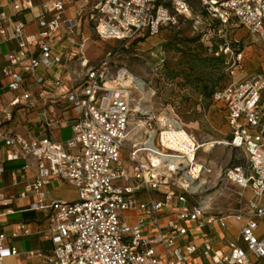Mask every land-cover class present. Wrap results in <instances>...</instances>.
<instances>
[{"label": "built area", "instance_id": "obj_1", "mask_svg": "<svg viewBox=\"0 0 264 264\" xmlns=\"http://www.w3.org/2000/svg\"><path fill=\"white\" fill-rule=\"evenodd\" d=\"M34 1L0 0V44L16 43L0 64L15 94L0 107V182L8 172L20 184L14 194L0 190V208L11 212L21 198L48 212L43 237L51 246L29 251L31 264H264V73L248 72L245 50L228 37L242 28L264 39V0H48L39 7ZM35 9L30 32L25 17ZM181 19L193 23V37L221 58L228 76L212 95L228 127L218 142L244 162L220 169L217 182L225 178L250 192L230 215L211 213L212 199L203 195L214 171L199 160L204 143L179 117L149 110L135 119L140 90L122 48L172 30ZM93 35L119 47L92 65L84 53ZM72 60L80 61V80L69 87L58 75L50 85L60 95L46 104L55 113L64 99L76 112L71 136L55 139L51 121L30 138L17 131L15 112L36 106L46 91L49 79L39 72ZM55 180L73 186L77 197L51 196ZM230 220L237 224L233 238L219 239ZM22 233H29L25 222L11 237ZM8 238L0 233V264L20 254Z\"/></svg>", "mask_w": 264, "mask_h": 264}, {"label": "rangeland", "instance_id": "obj_2", "mask_svg": "<svg viewBox=\"0 0 264 264\" xmlns=\"http://www.w3.org/2000/svg\"><path fill=\"white\" fill-rule=\"evenodd\" d=\"M204 26V23L200 24V30H204ZM193 32V23L181 19L172 30L130 44L128 48L123 47V63L131 73L143 79L147 90H151L147 103L150 110L176 114L180 122L189 125L185 127L200 142L205 143L211 138L223 141L226 140L228 127L224 113L214 106L212 95L218 86L228 80V76L222 72L221 65L218 66L209 47L198 43ZM228 37L245 50L247 71L264 73V39L251 36L242 28L229 32ZM157 41L161 43L158 45ZM117 47L118 42H104L93 35L88 47L92 64L98 63L108 50ZM2 48L5 50V46ZM134 97L135 102L144 100L141 91H137ZM138 112L135 114L136 120L148 111ZM67 133L65 131L63 136L66 137ZM202 150L199 160L207 163L214 171L213 175L207 177L209 188L203 197H211L212 214L230 215L246 202L250 192L241 190L225 178L217 182L218 174L220 169L241 164L244 160L237 150L224 144L217 145L209 153H203ZM121 158H128L127 150H122ZM61 194L68 200L76 195L71 190H62ZM229 229L227 237L233 238L236 228L229 224ZM218 237L224 239V234Z\"/></svg>", "mask_w": 264, "mask_h": 264}, {"label": "crops", "instance_id": "obj_3", "mask_svg": "<svg viewBox=\"0 0 264 264\" xmlns=\"http://www.w3.org/2000/svg\"><path fill=\"white\" fill-rule=\"evenodd\" d=\"M48 0H35V4L39 7L42 3L47 2ZM39 9V8H38ZM38 9H35L33 13L28 14L25 19L27 21L28 30L30 32L35 31L34 24V14L38 13ZM91 40V39H90ZM89 40V41H90ZM2 46H5L3 50ZM89 42L86 46L84 58L92 64V58L88 54ZM16 48L15 42L2 43L0 44V64L5 63V54L9 49ZM64 63V62H63ZM93 65V64H92ZM40 74L47 76L49 81L46 83L43 96L38 98L36 106L32 107L30 105L25 106L24 109H19L15 113L16 122L14 124L15 129L26 137H33L40 135L45 131V125L47 121H51L49 131H52V135L57 140H66L71 134L70 121L75 116L76 112L73 109H70V106L63 99L56 104V112L52 113L47 109L46 104L53 103V98L56 95H60V89H53L50 84L52 81L61 74L64 83L71 87L75 84L76 80H80V75L83 73L80 66L79 60H72L67 63L61 64L59 67L54 68L53 70L42 69ZM36 84V83H33ZM35 89H38V85L34 86ZM37 91V90H36ZM37 91V93H39ZM14 92H11L6 87V80L0 76V107L7 106L10 100L14 96ZM54 121V122H53ZM67 131V136L64 137V132ZM3 155V150H0V157ZM13 167V164H7V167ZM20 189V184L15 185L10 174L6 172L3 176L2 181L0 182V190L3 191L6 195L14 194ZM48 190L50 195L54 198H63L61 194L62 190H71L75 192V197L70 200H74L77 197L76 189L69 185L66 182L55 180L49 186ZM69 200V201H70ZM31 200L25 199H15L14 202L8 207L11 212H6L5 208H0V233H4L9 236L6 241V245H14L18 248L20 254L19 256L9 257L5 260L6 264H31V260L27 257V253L32 250L50 248V242L43 237V231L47 226L48 212L46 211H37L35 209H30L26 207ZM21 222L28 224L29 233L19 234L17 237L12 238L14 230L17 228V225ZM230 224L236 228L237 224L230 220ZM223 234L228 236V232L223 230Z\"/></svg>", "mask_w": 264, "mask_h": 264}, {"label": "bare ground", "instance_id": "obj_4", "mask_svg": "<svg viewBox=\"0 0 264 264\" xmlns=\"http://www.w3.org/2000/svg\"><path fill=\"white\" fill-rule=\"evenodd\" d=\"M161 42L160 41H157V44L159 45ZM160 54H163L162 52ZM133 77V80L136 81V84L137 87L139 88V90L141 91V93L144 95V100H141L139 102H135L136 103V106H137V110H140V111H149L150 110V107L147 105L148 101L150 100V97H151V90H147L146 88V84L145 82L143 81V79L139 76H131ZM181 125L182 126H189L187 124H184L183 122H181ZM204 143V142H203ZM219 144H223L222 142H218L217 139L215 138H211L209 141H206L204 144H203V150L202 152L203 153H209L212 151V149L216 148L217 145ZM207 202L210 200V197L207 196L206 198Z\"/></svg>", "mask_w": 264, "mask_h": 264}, {"label": "trees", "instance_id": "obj_5", "mask_svg": "<svg viewBox=\"0 0 264 264\" xmlns=\"http://www.w3.org/2000/svg\"><path fill=\"white\" fill-rule=\"evenodd\" d=\"M216 58V57H215ZM217 59V62H218V66L221 65V58H216ZM220 67V66H219ZM10 166H8L9 168Z\"/></svg>", "mask_w": 264, "mask_h": 264}]
</instances>
